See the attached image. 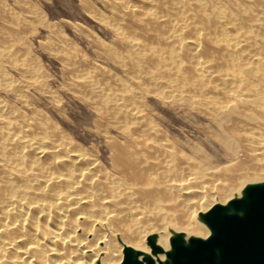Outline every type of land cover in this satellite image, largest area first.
Returning <instances> with one entry per match:
<instances>
[{
    "label": "bare ground",
    "instance_id": "1",
    "mask_svg": "<svg viewBox=\"0 0 264 264\" xmlns=\"http://www.w3.org/2000/svg\"><path fill=\"white\" fill-rule=\"evenodd\" d=\"M195 1L199 10L196 11L200 12H196L198 17L220 34L216 43L218 61H224L220 64L223 68L217 63V69L209 70L208 60L199 59L201 56L195 51L199 45L197 34L192 39L182 36L183 28L192 24L184 7L174 8L175 11L172 8L175 20L167 18L169 16L161 19L152 8L147 9L149 20L165 30L166 35L157 39L171 44L168 50L162 52L154 47L150 50L136 39L125 40L127 47L139 57L145 52L152 53L150 56L158 68L173 77L179 75L180 53L187 50L185 55L188 54L192 62L190 67L197 74V82L195 90L184 100L198 111L201 107L208 111L213 109L210 112L215 119L220 118L219 123L227 121L230 125L221 130L223 134L218 138L220 153L212 156L193 147L190 153L184 151L183 146L154 121H144L141 109L126 104L125 89L115 98L111 94H99L103 110L109 108L117 118L133 120L138 125L131 129L141 134L124 135L128 139L123 142L107 143L110 150L107 168L91 154L72 150L54 138L56 143L51 146L60 153L49 156L50 167L42 168L40 160L33 172L22 176L29 183L26 189L34 187L32 196L27 192L21 193L22 197L17 194L12 198L15 193L11 192L0 196V201L5 202L0 207L3 216L0 219V264H174L179 245L184 250L178 256L185 263L199 242L205 245L199 249V258L194 264H208L206 256L212 263L221 264L222 245L214 242L215 236H223L218 223L230 216L244 219L250 202L257 197L259 188L264 187V143L256 142L252 132L255 126L264 125V116L248 111L247 115L242 114L243 122L235 117L242 103L246 105L243 101L246 89L251 91L256 86L246 88L242 84L243 74L259 77L264 69V33L260 36L248 33L241 38L234 30L228 32L227 23L233 21H228V15L217 9L205 12L202 0ZM262 1L260 3L264 4ZM181 2L184 4L185 0ZM258 11L257 17L252 20L248 17L250 29H264V9ZM191 27L196 33L197 26L192 24ZM93 82L87 81L86 86L92 94H98L101 89ZM255 93L250 101L264 112V91L258 89ZM250 94L247 93L249 97ZM2 107L0 101V110ZM76 219L81 222H75ZM95 224L97 228L93 227ZM76 228H81V233L74 236ZM148 232L152 233L147 235ZM87 236L90 238L86 239Z\"/></svg>",
    "mask_w": 264,
    "mask_h": 264
},
{
    "label": "rangeland",
    "instance_id": "2",
    "mask_svg": "<svg viewBox=\"0 0 264 264\" xmlns=\"http://www.w3.org/2000/svg\"><path fill=\"white\" fill-rule=\"evenodd\" d=\"M261 1L202 0L205 12L217 9L228 15V21L233 20L231 24L227 23L230 28H227L228 32L234 30L241 38L248 33L259 36L264 33V29H250V20L260 14L258 10L264 9ZM181 7L187 10L189 24L191 22L197 26L196 33L191 30L192 24L184 27L182 36L192 39L197 34L199 47L195 51L199 53L198 57L201 56L199 59L209 61V70L215 69L217 63L223 68L220 64L224 61H218L220 54L216 43L220 34L198 17L197 13L200 12H197L195 0H185L184 4L181 0H0V101L3 105L0 110V196L6 192L15 193L12 198L17 194L22 197L23 192L32 196L34 187L26 189L28 182L22 176L26 172H33L36 162L40 160L43 161L40 163L42 168L50 167L49 156L60 153L53 147L56 143L54 138L58 143L60 141L64 146L72 147V150L91 154L101 166L109 167L110 150L107 143L113 140L123 142L128 139L126 135L137 137L141 134L133 129L138 125L133 120L121 118V121L113 110H103L100 95L119 97L122 89L127 90L126 104L141 109V118H146L142 120L154 121L182 145L184 151L190 153L193 147L212 156L220 153L218 138L230 125L227 121L219 123L220 118L215 119L211 113L213 109L208 111L201 107L198 111L184 100L195 90L197 82V74L190 67L192 62L188 54L185 55L187 50L180 53L179 75L173 77L158 68L153 61L155 59L150 56L152 53L145 52L139 57L126 44L125 38L129 37L150 50L153 47L162 52L168 50L171 44L157 39L165 36L166 32L149 20L148 10L152 8L151 11L161 19L169 16L167 18L175 20L174 8ZM262 74L264 69L259 77L243 74L242 84L246 88L252 89V84L256 86L251 91L246 89L247 93L254 94L249 97L245 92L243 101L246 105H241L245 109L239 106L241 109L235 113V117L242 122L248 111L264 116L263 110L250 101L258 89L264 91ZM87 81H94L101 89L97 95L87 88ZM127 127L130 129L127 130ZM255 127L252 132L256 142L264 143V125ZM4 204L1 200L0 207ZM2 217L0 211V219ZM79 220L81 222V219L75 222L79 223ZM65 222L68 224L67 219ZM93 227L97 228V224ZM80 233L81 228L74 229V236Z\"/></svg>",
    "mask_w": 264,
    "mask_h": 264
},
{
    "label": "water",
    "instance_id": "3",
    "mask_svg": "<svg viewBox=\"0 0 264 264\" xmlns=\"http://www.w3.org/2000/svg\"><path fill=\"white\" fill-rule=\"evenodd\" d=\"M218 230L223 231V236H215L214 242L222 245L221 264H264V187L259 188L257 197L250 202L244 219L227 217L218 223ZM203 245L199 242L185 263L178 256L184 247L177 246L174 264H194ZM205 260L214 264L209 256Z\"/></svg>",
    "mask_w": 264,
    "mask_h": 264
}]
</instances>
